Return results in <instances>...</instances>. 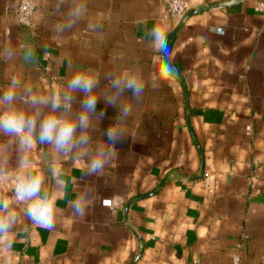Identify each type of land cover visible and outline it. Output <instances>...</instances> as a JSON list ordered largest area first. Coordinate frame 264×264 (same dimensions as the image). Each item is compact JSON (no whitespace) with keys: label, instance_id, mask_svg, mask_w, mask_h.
<instances>
[{"label":"crops","instance_id":"1","mask_svg":"<svg viewBox=\"0 0 264 264\" xmlns=\"http://www.w3.org/2000/svg\"><path fill=\"white\" fill-rule=\"evenodd\" d=\"M33 1L26 26L17 18L19 0H0V49L29 43L36 51L31 64L0 56V94L12 73L21 89L47 94L81 72L97 79L102 96L109 73L135 67L146 87L140 99L122 98L132 112L103 175L85 178L71 157L60 158L73 183L57 201L55 231L32 224L11 184L0 185L19 217L0 264H233L234 256L264 264V14L255 8L264 0H187L182 20L162 16L163 0H85L86 16L63 33L55 29L72 0ZM97 22L100 29L89 27ZM154 26L166 33L177 69L174 81L156 89L147 82L158 66ZM97 111L105 116L93 120V143L120 119L102 99ZM27 154L52 189L51 146L37 143ZM76 184L93 190L82 218L69 208Z\"/></svg>","mask_w":264,"mask_h":264},{"label":"clouds","instance_id":"2","mask_svg":"<svg viewBox=\"0 0 264 264\" xmlns=\"http://www.w3.org/2000/svg\"><path fill=\"white\" fill-rule=\"evenodd\" d=\"M87 14L85 0H72L71 7L63 23L56 26L57 33L72 29ZM90 28L100 29L93 23ZM150 45L158 53V66L148 75L147 82L153 89L170 83L177 78V69L169 61L172 52L166 33L154 26L150 33ZM0 56L10 62L19 57L25 64L34 63L36 51L25 43L22 49L4 47ZM110 87L104 94L98 95V81L85 73L74 72L63 89H52L43 94L31 87L22 86L19 75L8 76V87L0 94V133L14 136L18 140L22 155L11 172L0 169V185L11 184L14 199L25 205L23 214L34 225L50 231L56 229L57 201L68 196L70 181L67 172L60 164V158L71 157L75 165L81 166L85 178L101 176L116 154V145L125 139L123 121L132 112V106L122 98L131 93L140 99L145 91L146 80L140 68L122 69L119 73H109L106 77ZM80 94L79 111L72 110V102ZM105 105L118 109L120 119L111 123L104 130L101 139L93 143L89 129L93 120L101 121L105 112L97 111L100 100ZM27 105L32 111H24L19 104ZM46 144L53 150V159L49 164L54 184L52 189L44 187V176L38 162L27 153L37 145ZM74 198L69 201V208L75 217L87 215L93 198L90 186L76 184L72 188ZM18 213L13 207L12 198L0 195V257L7 258L14 243V230L18 223ZM233 264H239V257H233Z\"/></svg>","mask_w":264,"mask_h":264},{"label":"built area","instance_id":"3","mask_svg":"<svg viewBox=\"0 0 264 264\" xmlns=\"http://www.w3.org/2000/svg\"><path fill=\"white\" fill-rule=\"evenodd\" d=\"M256 10L264 14V2H258ZM35 10V3L33 0H19L17 7V18L22 25L29 26L32 23V17ZM189 10V3L187 0H163L161 8L162 16L165 18L184 19ZM222 31L221 28L218 29ZM248 135L251 134V128L247 127ZM108 205L109 201H104Z\"/></svg>","mask_w":264,"mask_h":264},{"label":"rangeland","instance_id":"4","mask_svg":"<svg viewBox=\"0 0 264 264\" xmlns=\"http://www.w3.org/2000/svg\"><path fill=\"white\" fill-rule=\"evenodd\" d=\"M22 154L16 137L0 133V169L13 171Z\"/></svg>","mask_w":264,"mask_h":264}]
</instances>
